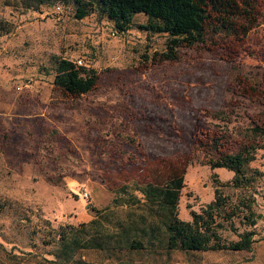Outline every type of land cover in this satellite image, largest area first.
<instances>
[{
	"label": "rangeland",
	"instance_id": "obj_1",
	"mask_svg": "<svg viewBox=\"0 0 264 264\" xmlns=\"http://www.w3.org/2000/svg\"><path fill=\"white\" fill-rule=\"evenodd\" d=\"M252 4L251 20L238 21L245 32L215 23L219 31L188 45L142 28L143 14L118 33L97 9L77 18V0H0V264L8 251L51 259L58 245L45 239L93 219L100 225L88 233H107L105 247L79 249L67 264H264V148L250 163L263 173L255 182L260 239L251 251L167 249L160 229H138L139 215L162 219L136 190L163 182L171 165L183 167L177 211L190 220L213 199L215 178L231 180L232 171L209 165L211 139L224 135L232 151L264 123V0ZM57 57L94 70L92 90L72 96L56 87ZM221 190L232 200L241 194L229 184ZM131 219L137 229L111 236ZM121 236L143 248H121Z\"/></svg>",
	"mask_w": 264,
	"mask_h": 264
},
{
	"label": "trees",
	"instance_id": "obj_2",
	"mask_svg": "<svg viewBox=\"0 0 264 264\" xmlns=\"http://www.w3.org/2000/svg\"><path fill=\"white\" fill-rule=\"evenodd\" d=\"M42 1V0H40ZM60 7L61 6H57ZM56 7V8H57ZM91 9H97L114 22L118 33L130 28L133 16L143 14L147 23L141 27L155 32L166 33L174 41H183L188 45L204 43L209 35V29L219 31L223 27L229 34L238 35L245 32V25L239 20L250 19L254 6L252 0H77L76 17L83 18ZM214 28V29H213ZM97 81L94 70L87 69L85 64H77L76 61L57 57L55 60V73L53 83L63 93L79 96L92 90ZM224 135L211 139L212 150L209 157V165L214 168H225L233 172L232 178L227 183H222L215 178L213 199L200 207L199 211L191 210L190 220L178 217L177 203L180 189L183 187L185 169L178 165H171L166 173L164 181L139 187L145 202L155 204L151 210L159 212L161 224L152 220L148 221L143 215H139L142 225L138 229L147 233L161 231L162 239L167 249H181L184 251H251L254 243L260 237L257 236L256 224L262 218L255 211L256 189L255 182L263 175L257 168L250 166L255 159L256 151L264 148V123L249 127V133L245 140L232 151L226 150L225 145L229 141L221 140ZM230 185L241 194L235 200L230 195L223 193L222 186ZM131 202L139 201L132 194ZM127 202V201H126ZM123 204V203H122ZM158 208V211L156 209ZM238 220V224H236ZM264 220V217H263ZM118 221V220H117ZM137 221V220H136ZM96 219L88 223H82L77 229L67 234L63 227L57 232V239L51 237L45 239L46 243L56 242L58 248L51 251L52 258L43 257L38 260V254L32 251H22L17 254L6 251L8 263L5 264H67L79 249L104 248L102 237L96 230L95 234L88 233V225L99 226ZM120 228L112 231L111 236L121 233L126 234L129 229H137L135 221H118ZM242 227L240 229L239 227ZM229 230L234 239H227L222 232ZM155 235H153L154 237ZM110 237V235H109ZM100 238V239H99ZM97 239H99L97 241ZM121 248H143L142 241L135 238L122 237ZM161 239V240H162ZM48 262V263H47ZM114 264H152L149 262H133L130 260H118Z\"/></svg>",
	"mask_w": 264,
	"mask_h": 264
},
{
	"label": "built area",
	"instance_id": "obj_3",
	"mask_svg": "<svg viewBox=\"0 0 264 264\" xmlns=\"http://www.w3.org/2000/svg\"><path fill=\"white\" fill-rule=\"evenodd\" d=\"M57 10H61V8H60V7H57ZM76 62H77V64H79V65L83 63L82 59H78ZM83 195L87 196V192L84 191V192H83Z\"/></svg>",
	"mask_w": 264,
	"mask_h": 264
}]
</instances>
